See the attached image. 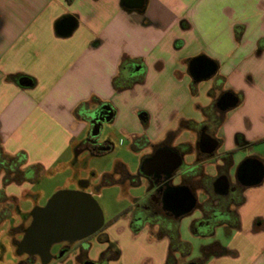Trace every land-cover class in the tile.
Segmentation results:
<instances>
[{"label":"crops","instance_id":"crops-1","mask_svg":"<svg viewBox=\"0 0 264 264\" xmlns=\"http://www.w3.org/2000/svg\"><path fill=\"white\" fill-rule=\"evenodd\" d=\"M70 18L77 25L63 35L59 25ZM200 56L217 71L198 83L190 64ZM127 67L141 71L126 75ZM25 79L31 86L21 84ZM115 80L131 86L117 89ZM226 95L235 103L221 106ZM103 104L114 111L110 124L124 139L122 147L100 155L80 152L91 130L88 113ZM203 131L219 142L212 158L198 146ZM163 146L183 156L171 184H192L198 199L178 231L189 217L193 236L223 232L228 238L202 245L203 258L195 262L264 264V0H0V225L8 224L0 230V264L42 263L17 252L40 206L34 193L40 174L70 171L76 189L96 196L103 180L119 178L116 168L135 175ZM85 156L104 163L92 169L91 179L83 178ZM257 172L260 181L244 178ZM223 176L246 180L236 200L218 199L215 185ZM148 189L147 183L144 194ZM141 196H128V205ZM220 201L235 219L203 230L204 212ZM28 202L32 210L24 207ZM131 220L125 214L103 233L121 249L115 263L168 264L167 226L175 221L135 231ZM124 232L148 239L126 246Z\"/></svg>","mask_w":264,"mask_h":264},{"label":"water","instance_id":"water-1","mask_svg":"<svg viewBox=\"0 0 264 264\" xmlns=\"http://www.w3.org/2000/svg\"><path fill=\"white\" fill-rule=\"evenodd\" d=\"M77 21L74 18L65 20L59 25V32L63 35L70 34L76 27ZM139 67H127L124 70L126 75H135L139 73ZM217 71V67L212 60L200 56L190 64V72L195 82H201L212 78ZM30 80H23L21 84L31 86ZM229 99L222 101L220 105L227 106L235 103V99L229 95ZM88 121L91 125V130L85 141L91 140L96 145H99L98 152L91 154H104L113 149L114 144L108 141L101 142L103 126L105 123H110L114 117V111L108 104L101 105L98 109L88 113ZM143 114L141 118H143ZM106 144H109L107 146ZM219 142L203 131L199 140V148L201 152L212 158ZM165 152V151H164ZM165 154L164 171L168 175L170 181L174 179L176 173L183 166V156L173 150L167 149ZM254 176L244 174L246 180L260 181V172ZM216 186L221 188V193H227L229 188V178L227 176L220 177ZM166 200L169 205L175 208L178 213H191L195 210L198 199L194 192L187 186H180L177 189H171L166 194ZM203 207L200 205V208ZM202 209V208H201ZM104 211L100 204L95 199V196L84 190H69L63 189L57 191L44 206H37L33 209L32 222L24 231L22 239L18 243L17 252L20 255L26 254L29 257H39L44 264H50L54 258L52 254L53 246L60 243H76L83 241L99 232L105 225ZM63 253L62 255H64ZM87 264H95L88 262ZM189 264H198L191 262Z\"/></svg>","mask_w":264,"mask_h":264},{"label":"rangeland","instance_id":"rangeland-1","mask_svg":"<svg viewBox=\"0 0 264 264\" xmlns=\"http://www.w3.org/2000/svg\"><path fill=\"white\" fill-rule=\"evenodd\" d=\"M108 139L112 144L117 146V151L121 149L122 143L119 134L117 131L111 126L110 123H105L102 131V135L100 137L101 142ZM116 155V153L110 154V157ZM126 156V154H124ZM89 156H85L82 160V166L83 169V178H92V169L96 168L101 170V168L104 166L103 162H96L92 158V161H90ZM127 158H130L133 162V166L135 167L138 163V161L132 156V154H129ZM135 164V165H134ZM140 166L139 163L137 167ZM70 171L59 173V174H40L38 179L35 182V188L34 193L40 194L41 197L39 199L40 206L46 205L48 200L59 190L63 189H69V190H77L78 184L71 183L68 180ZM178 182V180H176ZM146 180L142 182L141 185L133 187V189L128 190L127 186H119V185H112L108 188H105L103 186H97L94 189L95 192V199L100 204L102 210L104 211V217H105V223H107L109 220H111V217L114 218L117 215H121V217L124 216V211L128 209V196H140L143 195L146 192ZM100 194V195H99ZM39 206V205H38ZM25 208H30L32 210L34 208V205H31V203H24ZM188 221H190V218H184L182 219V227L181 230L178 231L181 234V241L186 242L189 246V250H182V249H172V251L169 253V256L172 255L174 258V262L172 264H175L176 261H179V264H189L191 262L199 261L203 258V252H202V245L212 243L215 239H219L226 243L228 241L227 235L223 232H219L215 237L213 238H201L193 236L191 233L190 226L188 225ZM28 223V222H27ZM26 223V224H27ZM7 224L6 223L0 225V230L5 228ZM8 225V224H7ZM117 232L120 233L124 229L123 224L118 226ZM21 228H19V231ZM106 230V229H105ZM105 230L102 232L104 233ZM107 234V233H105ZM11 236L9 233L6 234ZM145 235V234H144ZM142 235L141 237H138L137 239H134L133 234H130L129 232H124L121 235L122 241L128 245L134 244L133 242L137 240V243H144L147 241L148 236ZM107 236V235H106ZM103 235L101 233H98L91 237H89L83 245L84 250L87 252L88 257L92 259L93 261L101 262V259L104 255V253L110 248L112 249V252H116L115 250H119L120 257L117 260V258L110 257L109 259H105L102 261L101 264H116V261H119L121 258V249L118 246L117 242L112 241L108 236V240L104 241L102 239ZM4 243L10 244L11 241L8 239L3 240ZM79 254V251H74L71 255H69L70 258L65 259L64 261L58 262L54 261L51 264H74L76 255ZM168 256V258H169ZM42 264V263H41ZM170 264V263H168Z\"/></svg>","mask_w":264,"mask_h":264},{"label":"flooded vegetation","instance_id":"flooded-vegetation-1","mask_svg":"<svg viewBox=\"0 0 264 264\" xmlns=\"http://www.w3.org/2000/svg\"><path fill=\"white\" fill-rule=\"evenodd\" d=\"M229 95L223 97L221 102L229 99ZM104 127V126H103ZM211 135V133H208ZM212 136V135H211ZM109 146V144H106ZM91 150L92 153L98 152L99 145H96L93 141L87 140L80 147V152L82 150ZM167 149H171L168 146H163L161 149L153 156L148 157L138 168L137 173L135 175L129 174V172L125 169H115V173L119 175L118 179L110 178L108 180H103L102 184H117L119 186H127L126 183L129 181L131 188L139 186L142 184L143 180L149 184L148 192L141 197H138L132 206H128L124 212L126 214H132L131 226L135 231H139L145 225H158L159 222H166L169 218L173 221L176 220V217L181 214L178 211L169 205V202L166 200V194L171 190L169 185L171 183L170 178L164 171L167 170L164 164L160 163V158H165V152ZM165 151V152H164ZM206 156H208L206 154ZM246 181L244 178H241L239 182L233 183L229 179V188L227 193H221V188L215 185V192L220 195L218 199L221 198L222 195L228 196L230 199L236 200L241 196L243 191V182ZM192 191L194 190V186L192 184L186 185ZM83 188L88 187V183H82ZM198 204H196V207ZM227 203L225 201H220L217 203L215 207H213L210 211L204 212L203 219L199 222V226L205 230H212L217 225L224 223L229 220H234L231 214L227 212ZM162 227V226H161ZM104 228V227H103ZM102 228V229H103ZM102 229L97 232L103 235L102 239L104 241L108 240V237L104 235ZM88 239V238H87ZM83 240L76 243H60L52 248V254L54 256L52 262L54 261H64L69 258L74 251L78 250L79 254L76 255L75 264H87L88 262H93L95 264H101L105 259H109L112 257L113 252H105L101 262H95L88 257L87 252L84 250L83 245L87 240ZM65 253L64 255H62ZM34 258V257H30ZM51 262V263H52ZM50 263V264H51Z\"/></svg>","mask_w":264,"mask_h":264},{"label":"trees","instance_id":"trees-1","mask_svg":"<svg viewBox=\"0 0 264 264\" xmlns=\"http://www.w3.org/2000/svg\"><path fill=\"white\" fill-rule=\"evenodd\" d=\"M128 86H131V85H126L124 83L120 84V82L118 80H115V87L117 89H123V88L128 87ZM8 163H9V161L6 163V165L10 166ZM169 187H170V189H175V188L177 189L179 186H174V185H172L170 183ZM123 214L125 215L126 213L124 212ZM187 214L188 213L179 214L176 217L174 225L167 226L169 229L166 228V229H168V234H169V236L171 238V251L174 248L182 249L184 251L190 249V246L187 243L182 242L180 240V236H179V232H178V223H179L180 219L183 216L187 215ZM120 217H121V215L119 214V215L115 216L114 218H112L111 220H109L107 223H105L104 228L102 229V231H104L110 224L112 225V223L115 222ZM166 224L167 223H165L164 225H166ZM115 251L116 252H113L112 258H117V260H118L119 257H120V252H119V250H115ZM106 252H112V249L109 248ZM173 262H174V258H173L172 255H170L169 258H168V263L172 264Z\"/></svg>","mask_w":264,"mask_h":264}]
</instances>
